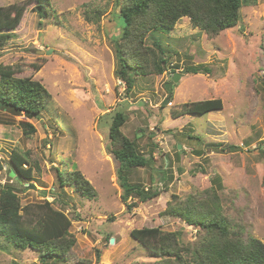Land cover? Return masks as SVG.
<instances>
[{
  "label": "rangeland",
  "instance_id": "1",
  "mask_svg": "<svg viewBox=\"0 0 264 264\" xmlns=\"http://www.w3.org/2000/svg\"><path fill=\"white\" fill-rule=\"evenodd\" d=\"M0 6L6 14L25 7L0 45V65L12 67L15 77L38 81L52 98L38 119L0 107V187L14 186L22 207L49 202L72 220L77 260L52 257L46 264H156L132 230L158 227L182 232L185 243L194 241L193 226L163 212L173 196L184 199L210 188L242 238L264 242V0L245 6L238 25L215 38L193 28L188 18L169 34L158 32L168 71L137 77L129 92L115 77L112 41L124 25L116 0H51L43 17L34 10L35 0H0ZM199 66L211 72H188ZM176 73L181 79L169 91L166 84ZM212 99L222 100L223 110L171 116L186 103ZM117 112L128 115L122 132L148 159L146 167L129 169L126 177L137 188H148L146 194L161 193L150 201L137 192L127 204L122 201L118 163L108 148ZM21 122L31 123L36 133L25 135ZM14 149L35 168L33 179L11 177ZM57 169L80 171L97 197L61 189ZM0 264L43 263L38 252L18 250L0 236Z\"/></svg>",
  "mask_w": 264,
  "mask_h": 264
},
{
  "label": "trees",
  "instance_id": "2",
  "mask_svg": "<svg viewBox=\"0 0 264 264\" xmlns=\"http://www.w3.org/2000/svg\"><path fill=\"white\" fill-rule=\"evenodd\" d=\"M120 4V16L124 21L120 37L113 38L116 60L115 77L125 82L127 91L134 88L137 77L162 76L169 68L167 51L156 37L158 32L171 33L182 18H188L193 28H198L209 38L235 28L241 20V10L254 5L257 0H116ZM34 10L44 16L51 0H35ZM25 7L15 13L0 6V45L19 25ZM4 12V14H3ZM152 37L150 38V36ZM152 45H147L148 39ZM188 72L206 73L211 70L193 67ZM16 71L0 65V107L15 116L29 120L38 119L48 110L52 98L48 90L31 78L15 77ZM174 73V72H173ZM223 110L220 99L186 103L180 111L171 112L173 119L181 116ZM128 115L117 112L109 125L110 154L118 163L117 178L124 191V204L137 192L143 202L160 196V192H148V188L132 185L126 172L146 167L148 159L138 153V148L123 132ZM25 135L36 133L29 122L20 123ZM220 146V145H217ZM234 148V147H233ZM12 171L19 179H33V165L27 157L14 149L11 154ZM36 168H38L35 165ZM3 165L0 161V170ZM165 174L159 175L164 181ZM160 181V182H163ZM57 182L61 189L73 187L82 197H97L92 184L80 171L63 172L57 169ZM159 182V183H160ZM34 188V185H29ZM127 206V205H126ZM128 206H131L128 204ZM127 206V207H128ZM130 208V207H129ZM22 212V213H21ZM163 215L193 226L197 230L194 241L185 243L182 232H164L160 228L134 229L131 236L139 242L156 264H264V242L249 237L242 238L225 216L222 201L214 188L191 194L184 199L173 196ZM72 220L63 210L45 202L37 206L22 207L14 186L0 187V236L18 250L38 252L42 263L50 258L60 261H76L72 248L74 237L70 234ZM99 257V256H97ZM81 262V261H80Z\"/></svg>",
  "mask_w": 264,
  "mask_h": 264
},
{
  "label": "water",
  "instance_id": "3",
  "mask_svg": "<svg viewBox=\"0 0 264 264\" xmlns=\"http://www.w3.org/2000/svg\"><path fill=\"white\" fill-rule=\"evenodd\" d=\"M51 52H52L51 50H50V51H46V52L41 51V50H38V53H39V54H42V55H44V54L49 55V54H51ZM180 79H181V75L178 74V73H176L175 76H174V78H173V80H172V82L166 84V88H167L169 91H171V90H172V89H171L172 85H173L174 83H178V81H179ZM168 102H169V100L166 101V104H167ZM179 149H181V145H179ZM11 177H15V172H14V171L11 172ZM111 243H114V239L111 240Z\"/></svg>",
  "mask_w": 264,
  "mask_h": 264
},
{
  "label": "built area",
  "instance_id": "4",
  "mask_svg": "<svg viewBox=\"0 0 264 264\" xmlns=\"http://www.w3.org/2000/svg\"><path fill=\"white\" fill-rule=\"evenodd\" d=\"M119 83L123 84L124 82H123V81H121V80H119Z\"/></svg>",
  "mask_w": 264,
  "mask_h": 264
}]
</instances>
